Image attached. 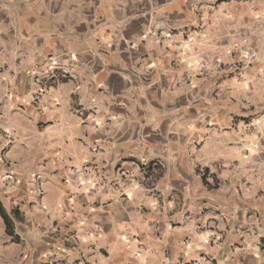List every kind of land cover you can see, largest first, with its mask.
<instances>
[{
	"label": "crops",
	"instance_id": "obj_1",
	"mask_svg": "<svg viewBox=\"0 0 264 264\" xmlns=\"http://www.w3.org/2000/svg\"><path fill=\"white\" fill-rule=\"evenodd\" d=\"M0 208V264H264V0H0Z\"/></svg>",
	"mask_w": 264,
	"mask_h": 264
},
{
	"label": "built area",
	"instance_id": "obj_2",
	"mask_svg": "<svg viewBox=\"0 0 264 264\" xmlns=\"http://www.w3.org/2000/svg\"><path fill=\"white\" fill-rule=\"evenodd\" d=\"M5 138L9 140L8 135H6ZM131 185H132V178L130 176L125 175V176H122L121 179L117 183L111 184L110 188H112L113 190L123 195L126 191L130 189ZM189 264H201V260L196 259Z\"/></svg>",
	"mask_w": 264,
	"mask_h": 264
},
{
	"label": "trees",
	"instance_id": "obj_3",
	"mask_svg": "<svg viewBox=\"0 0 264 264\" xmlns=\"http://www.w3.org/2000/svg\"><path fill=\"white\" fill-rule=\"evenodd\" d=\"M0 216L2 217V219L4 220V223L6 224V231L7 233L10 232V225H9V221L6 217V215L3 213L2 209L0 208Z\"/></svg>",
	"mask_w": 264,
	"mask_h": 264
}]
</instances>
